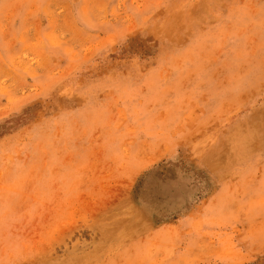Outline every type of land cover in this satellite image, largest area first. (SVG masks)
Wrapping results in <instances>:
<instances>
[{
  "label": "rangeland",
  "instance_id": "obj_1",
  "mask_svg": "<svg viewBox=\"0 0 264 264\" xmlns=\"http://www.w3.org/2000/svg\"><path fill=\"white\" fill-rule=\"evenodd\" d=\"M0 264H264V0H0Z\"/></svg>",
  "mask_w": 264,
  "mask_h": 264
}]
</instances>
